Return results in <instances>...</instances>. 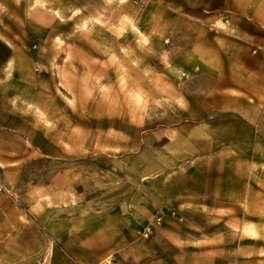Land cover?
I'll return each instance as SVG.
<instances>
[{"label": "rangeland", "instance_id": "obj_1", "mask_svg": "<svg viewBox=\"0 0 264 264\" xmlns=\"http://www.w3.org/2000/svg\"><path fill=\"white\" fill-rule=\"evenodd\" d=\"M249 56L264 0H0V224L64 228L0 235V264H264ZM177 179L205 207L156 194Z\"/></svg>", "mask_w": 264, "mask_h": 264}, {"label": "crops", "instance_id": "obj_2", "mask_svg": "<svg viewBox=\"0 0 264 264\" xmlns=\"http://www.w3.org/2000/svg\"><path fill=\"white\" fill-rule=\"evenodd\" d=\"M245 60L246 61L244 63L241 62L242 71L245 74L242 80L240 81L242 83V86L251 89V91L242 90L243 92L242 96L248 101V103H250L249 101L252 99L249 95L254 96L255 93L264 95V71L257 70L254 67L255 59H253L251 56H249L248 59L245 58ZM236 63L238 65L239 62L235 61V64ZM258 80H259V84H258L259 86L257 87ZM216 83L218 84V81H216ZM214 88L217 89L216 84ZM246 107L248 108L250 112L251 111L260 112V114L254 115V119L250 121H254L256 125L258 126V128H261V129L264 128V109L260 111L261 109L259 108L255 109L254 107L252 108L251 105L250 107L249 105H247ZM179 182H180V179L175 180L174 183L173 181L169 182V184L166 183L161 190L159 189L157 191L156 194L160 195L161 198L165 199L166 203H169L174 208L183 209V208H191V207L193 208L205 207L204 200L199 199V198L203 199V196H199L198 198L195 194L196 193L195 190L191 192L189 190L182 189L181 187L182 185ZM198 193H200V191H198L197 194ZM223 193L226 194V192H223ZM146 207L148 206L140 205L137 208L138 219H139L138 222L145 221L146 216H147ZM12 214L13 216L10 217L11 220L10 219L5 220L0 224V229L2 231L0 235H60L61 229L62 230L64 229V228H61V225L58 223L59 230H58V233H55L54 230L51 229L52 223L48 219L46 221H43L42 228L44 232H41L40 230H37L35 228L36 221L34 219H33L32 225L31 224L29 225V223H22L21 221H19L20 219L17 214V211L14 210ZM126 219L128 223H131L133 218L130 217L129 215H126ZM170 235H195V234H192L186 231H178L176 233L172 232ZM208 263H209L208 258L206 260L204 258L203 261L196 262V264H208Z\"/></svg>", "mask_w": 264, "mask_h": 264}, {"label": "built area", "instance_id": "obj_3", "mask_svg": "<svg viewBox=\"0 0 264 264\" xmlns=\"http://www.w3.org/2000/svg\"><path fill=\"white\" fill-rule=\"evenodd\" d=\"M260 49V47L259 46H256L254 49H253V52H256L257 51V49ZM157 222H159V220H157ZM148 229H146V232L144 233V236H147L148 235Z\"/></svg>", "mask_w": 264, "mask_h": 264}]
</instances>
